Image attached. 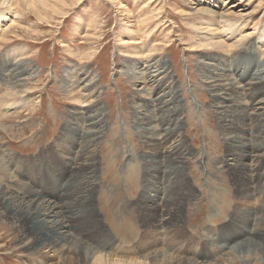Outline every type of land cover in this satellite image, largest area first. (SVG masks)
<instances>
[{
    "label": "bare ground",
    "instance_id": "6f19581e",
    "mask_svg": "<svg viewBox=\"0 0 264 264\" xmlns=\"http://www.w3.org/2000/svg\"><path fill=\"white\" fill-rule=\"evenodd\" d=\"M79 1L0 0V46L6 42L7 33L11 32L14 26L20 25L23 11L30 13L37 23L50 25L57 16L63 19L68 15L67 10L74 8ZM213 1L197 0L196 2L198 5L193 10L199 17L196 20L197 26L192 29L198 34V40L204 42L198 43L196 49L190 50L208 49L227 54L226 58L222 59L209 57L210 63L203 64L199 68L205 74L202 79L206 80L204 82L210 95V107L214 110L223 144L229 148V155L232 156L226 163L221 161L220 165H224L222 176L231 186L235 200L239 201L232 203V215L223 224L225 229H232L235 233L244 230V236L253 240L245 239L246 241H241L232 248L229 246L230 250L224 252L225 254L222 253L223 257L220 254L225 249L222 245H218L216 252L209 251V254L194 258L177 259L176 256L172 257L160 249L146 256H135L136 258L131 257V259L129 256L125 259L116 257L110 233L101 225L97 203H94L100 172L96 161L99 159L97 152L107 131V114L100 101L101 88L95 76L86 69H81L77 73L80 78L75 79L76 88L72 87L70 80L62 81V86L70 93L69 101L77 105L72 106L73 109L62 125L60 142L57 141L58 143L56 142L53 147L49 145L38 150L35 156L27 161L29 166L35 161H38L36 165L40 162L45 164L48 187L36 185L37 180L41 179L39 175L28 176L23 180L20 177L21 172L20 175L15 172L19 163L13 157L14 154L0 150V167L9 170L12 174L11 178L15 176L19 179L17 190L12 189L14 188L12 186L8 188V182H0V216L20 235L22 250L50 264H154L152 262L215 264L216 261L220 264H264V27L256 35L257 40L253 33H244L234 40L236 35L232 38L234 27L232 18L235 12L232 9L241 8L240 4L243 0L230 7H227L230 3L225 0L223 5L225 10L221 11L222 13L216 11ZM246 1L248 4L249 1ZM158 2L161 3L159 0H147L142 10L152 5L157 8ZM247 4L242 7H246ZM163 7L164 5H161L160 8L155 9L156 20L161 18ZM117 9L123 10L121 13L124 16L131 15L123 6ZM155 17L153 15L143 18L142 29L143 24H149ZM241 17L239 16L241 21H237V25L247 19ZM141 32L142 38H133L134 34L127 39L118 37L122 41L121 46L126 48L127 45L133 44L135 49L134 55L129 58L130 64L126 67L127 72L132 74L131 84L135 88L136 96L131 100L133 128L141 144L152 150L150 153L140 155L143 175L140 200L139 203L137 202L138 221L144 231L166 235L178 228L182 222L181 204L196 199L199 194L192 192L187 181L186 159L192 154L186 148L183 133V115L186 110L182 108L169 62L160 55L165 49L159 46L160 42L157 47L150 46L148 40L150 36H147L149 31L143 29ZM225 33L230 35L225 36ZM170 42L171 39L164 42L167 44L165 48L172 45ZM242 43L245 49L229 54ZM119 53L123 58L126 57V53L131 54L127 50ZM93 54V52L88 53L87 59L92 58ZM28 55L27 46L23 45L12 46L0 54V85L4 86V90L0 86V92L3 93L0 94V126L4 121L20 114L27 106L33 108L29 106L32 91L30 87L24 88L28 87V82L31 83L34 78L32 73L34 66L32 67L27 61ZM227 60L231 61V65L239 62L236 70L240 71L243 77L240 83L232 78L233 73L232 77L223 74L228 67ZM242 60L244 62H241ZM246 62L247 70H245ZM217 77L220 78L216 80ZM17 88L21 89L17 90ZM37 99L35 103H40L41 101ZM130 156L128 155L127 158ZM192 157L197 161L198 168L204 172L203 153L198 152ZM26 169L22 170L25 172ZM217 196H211V200L216 199L220 201L219 204L226 201V196L224 197L221 192ZM252 202L256 204L247 209L244 204L249 205ZM120 212L121 209L116 214L117 218L118 215L121 217L124 214ZM214 215L215 218L219 217L217 214ZM139 232L134 233L127 243L141 239L142 231L140 234ZM220 233V229H217L215 238H204L203 245L206 247L214 244ZM238 236L236 238H240ZM244 251L248 256L243 255L240 258L242 256L240 254ZM128 253L129 251L124 250L120 254L128 255ZM260 254L263 255L262 258L259 257ZM218 262L216 264H219Z\"/></svg>",
    "mask_w": 264,
    "mask_h": 264
},
{
    "label": "rangeland",
    "instance_id": "374dc122",
    "mask_svg": "<svg viewBox=\"0 0 264 264\" xmlns=\"http://www.w3.org/2000/svg\"><path fill=\"white\" fill-rule=\"evenodd\" d=\"M159 1H161V3L158 2L159 5H164V7L161 10V13L163 12L161 18L158 20L154 13H156L155 9L160 8L159 5L157 8L152 5L142 10V6L147 0H80L78 5L67 10L68 15H64L63 19L57 16L54 23L50 25L49 23H37L30 13L23 11L20 25L14 26L10 30L11 32L7 33L6 42L0 46V54L12 46H27L29 55L26 59L32 67L34 66L32 72L34 78L31 83L28 82L29 86L24 88L30 87L29 89L32 91L30 92L29 106H33V108L27 106L20 114L3 122L0 126V150L14 154L13 157L19 163L15 172L19 173L18 175L21 172L20 177L23 180H26L28 176L39 175L41 179L37 180L36 185L47 188L45 164L40 162L36 165L35 163L38 161H35L29 166L27 161L32 159L38 150L46 146L49 147V145L53 147L57 141L60 142L63 133L62 125L73 109L72 106L77 105L75 102L69 101L68 94L70 93L66 87L62 86V81L70 80L72 87L76 88L75 79L80 78L77 73L81 69H86L95 76L101 88L99 97L107 114V131L97 152L99 159L97 157L96 161H98L97 165L100 167L98 172L99 170L100 172L97 178L98 190L94 196V203H97L101 225L110 233L114 243L112 248L114 247L113 251L116 252L115 256H118L119 259L129 256L131 259V257L146 256L154 250L159 251L160 249L172 257L176 256L177 259L181 257L194 258L209 254V251L216 252L218 245H222L225 248L220 253L223 257L224 252H228L232 246L238 245L241 241L253 240V238L247 237V239L244 236V230H238L235 233L232 229H225L223 224L232 215V203L239 201L235 200L236 197L231 192V186L222 176L224 165H220L221 161L226 163L232 156L229 155V148L223 144L214 110L210 107V95L207 92L206 82H204L206 80L202 79L205 74L199 68L203 64L210 63L209 57L222 59L226 58L227 54L216 52V50L212 52L208 49L190 50L195 48L198 43L204 42L198 40V34L192 29L197 26L196 20L199 17L193 10L198 5L197 0ZM224 1L214 0L212 2L218 13L225 10ZM240 1L242 0H228L230 5L227 7ZM248 1V4L246 0L240 4L242 6L247 4L246 7L232 9L235 12L232 18L234 19L232 38L236 35L234 40L244 33H253L257 40L256 35L264 27V0ZM119 6L126 8L131 15L124 16L121 13L123 10L117 9ZM152 14L156 17L149 24H143V29L149 31L147 36H150L148 38L150 46L157 47L160 42L159 46L165 49L160 55L169 62L170 72L178 89L182 108L186 110L183 115L186 148L194 157L198 152H202L205 156L204 172L198 168L195 158L189 156L186 159L187 181L192 192L199 195L196 196V199L181 204L182 222L178 228L166 235L144 231L142 224L140 226L138 221V203L143 175L140 155H142L141 153H150L152 150H148L146 145L141 144L140 138L137 137L138 134L133 128L131 100L136 96L135 88L131 84L132 74L127 72L126 67L130 64L129 58L134 55L135 49H133V44L127 45L126 48L120 45L121 39L131 38L133 34V38H142V19L153 16ZM180 15L184 17H180ZM236 15L240 17L243 15L247 19L242 20L238 26L236 23L241 20ZM229 35L225 33V36ZM168 39H171L172 45L165 48L167 44L164 42L166 43ZM239 47L229 54H235L245 49L243 43ZM123 50H127L132 55L126 53V57H121L119 52ZM87 52L94 53L92 58L87 59ZM227 62L228 67L223 74L232 77L233 73L232 78L240 83L243 77L241 72L236 70L239 62H234L235 64L232 65L230 60ZM213 63L216 64V62ZM247 68L246 62L245 70ZM219 78L217 77L216 80ZM0 86L4 90V86ZM19 89L21 88H17V90ZM0 94H3L2 91ZM36 99L41 102L35 103ZM128 155H131L130 161L127 158ZM23 168H27L25 172L22 170ZM10 175L12 174L9 170L0 167V182H8V188L12 186L14 187L12 189L17 190L19 179L15 176L11 178ZM172 190L175 193V190ZM220 192L224 197L226 196V201L222 204H219L220 201L216 199L211 200V196H217ZM253 204L256 203L244 205L248 209ZM120 209V213L124 212V214L121 217L118 215L117 218L116 214ZM214 214L219 217L215 218ZM209 216L212 217L209 218ZM3 221L0 216V264H50L45 262L46 260H38L29 252L22 250L20 235L8 221ZM217 229H220L221 233L216 244L205 247L203 245L204 238H215ZM139 231H142V238L127 243V240ZM237 236L240 238H236ZM123 240L124 242H122ZM163 246L166 248L165 250L162 248ZM124 250L129 251L128 255L120 254ZM169 252L171 253L169 254ZM240 255H242L240 258L243 255L248 256L245 251ZM262 256L260 254L259 257L262 258ZM152 263L157 264V262Z\"/></svg>",
    "mask_w": 264,
    "mask_h": 264
}]
</instances>
